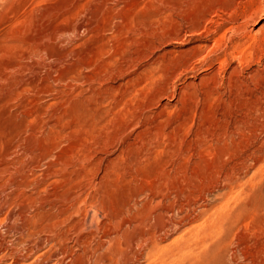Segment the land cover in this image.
<instances>
[{
    "label": "rangeland",
    "instance_id": "obj_1",
    "mask_svg": "<svg viewBox=\"0 0 264 264\" xmlns=\"http://www.w3.org/2000/svg\"><path fill=\"white\" fill-rule=\"evenodd\" d=\"M243 1L0 0V264H264Z\"/></svg>",
    "mask_w": 264,
    "mask_h": 264
},
{
    "label": "bare ground",
    "instance_id": "obj_2",
    "mask_svg": "<svg viewBox=\"0 0 264 264\" xmlns=\"http://www.w3.org/2000/svg\"><path fill=\"white\" fill-rule=\"evenodd\" d=\"M243 1V0H238ZM264 0H244L243 2H247V11L245 10L243 19L246 23H252L257 21L262 14H264V5L262 2ZM243 12V11H242ZM242 18V17H241ZM245 23V24H246ZM250 49V48H249ZM244 58V57H243ZM236 186V185H235ZM214 224V223H213ZM141 247V246H140ZM158 247V246H157ZM153 255V254H152ZM180 255V254H179ZM149 257V256H148ZM162 257V256H161ZM97 262V261H96Z\"/></svg>",
    "mask_w": 264,
    "mask_h": 264
}]
</instances>
